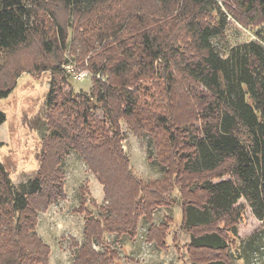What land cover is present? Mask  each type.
<instances>
[{"label": "trees", "instance_id": "16d2710c", "mask_svg": "<svg viewBox=\"0 0 264 264\" xmlns=\"http://www.w3.org/2000/svg\"><path fill=\"white\" fill-rule=\"evenodd\" d=\"M231 1L240 22L264 23V0ZM154 2L158 13L126 0H0V99L22 71L53 70L50 133L36 178L17 190L0 161V264H49L38 216L65 197L60 160L70 150L105 194L98 206L82 189L85 241L75 264H113L119 255L105 234L135 235L141 218L152 223L156 209L176 205L174 190L192 264H231L229 232L238 235L245 205L264 224V42L223 54L213 42L228 24L218 0ZM67 50L84 55L90 91L72 87ZM6 119L0 111V125ZM122 120L137 137L151 138L162 178L133 174ZM168 220L148 230L161 248Z\"/></svg>", "mask_w": 264, "mask_h": 264}, {"label": "rangeland", "instance_id": "374dc122", "mask_svg": "<svg viewBox=\"0 0 264 264\" xmlns=\"http://www.w3.org/2000/svg\"><path fill=\"white\" fill-rule=\"evenodd\" d=\"M126 1L127 6L142 5V9L158 13L155 12L157 2L154 0ZM218 2L227 13L228 24L224 33L215 37L213 42L223 54H227L233 46L241 43L252 40L264 42V23L244 24L235 18L237 7L231 0ZM121 5L120 3L117 7ZM70 35L72 39L71 31ZM21 57H25L26 61L30 55L27 53ZM64 57L69 60L68 64L63 66L72 70L71 82L75 91H90L93 85L91 75H87L83 80L76 78L79 71H85L80 65L82 59H85L84 55H73L67 50ZM52 75V68L41 71L26 69L19 74L11 94L0 99V111L5 112L7 116L6 121L0 125V161L8 169L17 190H20L24 183L36 178L41 165L44 142L50 133L46 101ZM68 89L70 85L65 84L64 90ZM121 127L124 132L122 145L133 174L144 182L162 178L164 171L156 159L151 138L147 135L137 137L124 120L121 121ZM60 161L65 176V197L39 213L37 232L50 246L49 264H75L80 246L85 241L86 215L77 211L81 205L82 189L87 188V199H94L98 206L104 205L105 194L103 185L78 152L70 150ZM171 195L177 198L176 205L156 209L152 223L144 217L141 218L135 235L105 234L104 239L119 255V259L113 264H192L188 251L190 233L181 225V199L177 190ZM93 212L100 215L98 207H93ZM243 214L238 224V235L229 232V240L233 244L229 253L233 251L236 255L231 264H264V224L246 205ZM166 219H169L167 223L170 229L167 242L161 248L155 241L148 240V230L150 224L157 226ZM177 235L178 241L175 238L173 242ZM94 247L99 252L104 251L101 243L95 242Z\"/></svg>", "mask_w": 264, "mask_h": 264}, {"label": "built area", "instance_id": "2783aa9c", "mask_svg": "<svg viewBox=\"0 0 264 264\" xmlns=\"http://www.w3.org/2000/svg\"><path fill=\"white\" fill-rule=\"evenodd\" d=\"M89 76V72L87 70L85 71H79L78 74H77V78L80 79V80H83L84 77L86 76Z\"/></svg>", "mask_w": 264, "mask_h": 264}, {"label": "crops", "instance_id": "0c3cea01", "mask_svg": "<svg viewBox=\"0 0 264 264\" xmlns=\"http://www.w3.org/2000/svg\"><path fill=\"white\" fill-rule=\"evenodd\" d=\"M170 207V206H169ZM160 208H168V207H160ZM250 211H251V209H250Z\"/></svg>", "mask_w": 264, "mask_h": 264}]
</instances>
